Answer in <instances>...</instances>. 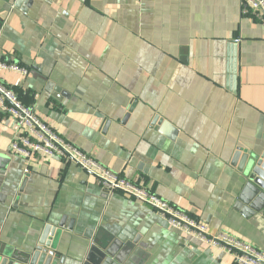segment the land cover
<instances>
[{"label": "crops", "instance_id": "obj_1", "mask_svg": "<svg viewBox=\"0 0 264 264\" xmlns=\"http://www.w3.org/2000/svg\"><path fill=\"white\" fill-rule=\"evenodd\" d=\"M0 81L113 173L264 251V191L232 164L264 148V23L241 0H0ZM15 136L0 111V242L13 252L51 225L65 264L93 245L100 264H244L75 161H27Z\"/></svg>", "mask_w": 264, "mask_h": 264}, {"label": "built area", "instance_id": "obj_2", "mask_svg": "<svg viewBox=\"0 0 264 264\" xmlns=\"http://www.w3.org/2000/svg\"><path fill=\"white\" fill-rule=\"evenodd\" d=\"M243 14L254 13L264 23V0H241ZM6 69L27 73L14 64L2 63ZM0 111L13 120L16 136L11 144L13 153L27 161L33 157H60L77 162L81 168L96 175L108 194L125 193L153 208L174 229L202 241L209 247L231 253L237 262L264 264V251L235 238L227 232L212 233L208 225L150 191L146 186L113 173L93 155L76 147L54 129L33 106L25 104L18 95L0 81Z\"/></svg>", "mask_w": 264, "mask_h": 264}, {"label": "water", "instance_id": "obj_3", "mask_svg": "<svg viewBox=\"0 0 264 264\" xmlns=\"http://www.w3.org/2000/svg\"><path fill=\"white\" fill-rule=\"evenodd\" d=\"M108 125V123H107ZM232 164L241 171L244 176L259 189L264 191V148L258 150H242L238 148L232 158ZM4 163L0 155V174H5ZM17 203H15V206ZM62 233L61 229L47 225L41 235L38 245L30 252H13L12 249L0 242V264H65L57 251V241ZM51 237V239H50ZM94 253L105 258V254L93 245L91 247L89 261L100 264V260H95ZM114 264H119L114 262Z\"/></svg>", "mask_w": 264, "mask_h": 264}]
</instances>
